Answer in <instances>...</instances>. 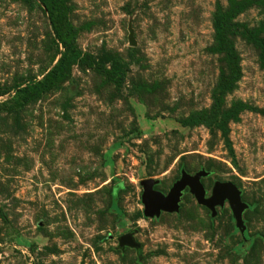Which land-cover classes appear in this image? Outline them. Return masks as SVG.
<instances>
[{
  "label": "rangeland",
  "instance_id": "374dc122",
  "mask_svg": "<svg viewBox=\"0 0 264 264\" xmlns=\"http://www.w3.org/2000/svg\"><path fill=\"white\" fill-rule=\"evenodd\" d=\"M238 1L59 0L76 49L115 55L124 78L76 63L21 102L16 87L62 46L39 0H0V264H264L260 49L228 31L238 78L215 123H180L207 113L229 75L214 21ZM245 1L229 27L264 38V0ZM182 170L206 172V196L215 181L236 185L250 244L227 202L211 216L188 187L177 211L144 216L140 180L166 194ZM125 233L138 247L119 245Z\"/></svg>",
  "mask_w": 264,
  "mask_h": 264
},
{
  "label": "trees",
  "instance_id": "16d2710c",
  "mask_svg": "<svg viewBox=\"0 0 264 264\" xmlns=\"http://www.w3.org/2000/svg\"><path fill=\"white\" fill-rule=\"evenodd\" d=\"M39 1L44 4L47 9V15L51 22L52 28L61 43L62 50L60 51V56L57 62L40 79L28 81L22 86L16 87L14 94L15 98L19 99L21 102H26L31 97L51 86L62 75V72L67 68V66L76 63L94 67L100 73L105 74L109 80H112L116 85H119L122 82L125 74L119 59L115 55L104 51L98 52L96 54H92L90 52L81 53L74 45L75 28L67 20V17L63 13V10L60 6L59 0ZM246 5L247 2L245 0L233 2L226 12L216 17L214 21L216 49L224 53L229 75L220 84L218 95L215 97L211 109L207 113L202 111L188 115L186 118L180 120L181 125H212L215 123L220 95L225 90L229 89L237 80V57L234 53L233 47L230 46L227 41L228 31L238 32L245 39L257 46L260 49L261 59L264 62V38L258 36L252 29L243 28L240 30L237 27L233 29L229 27V22L231 19ZM61 19L65 20V35H67L66 38L60 36L58 32L59 30L57 23ZM118 185L116 186V190L119 189L120 185ZM252 239L253 237H247L244 232V240H248L250 244Z\"/></svg>",
  "mask_w": 264,
  "mask_h": 264
},
{
  "label": "water",
  "instance_id": "95a60500",
  "mask_svg": "<svg viewBox=\"0 0 264 264\" xmlns=\"http://www.w3.org/2000/svg\"><path fill=\"white\" fill-rule=\"evenodd\" d=\"M129 41L132 44L134 43L131 35H129ZM205 174L204 170H199L194 174H189L182 170L179 179L173 183L166 194L153 187L157 183L156 179L146 178L140 180L144 216H158L161 211H177L182 191L185 187H188L196 202L206 206L210 210L211 216H214L216 213L215 207L222 206L224 200L227 199L235 226L244 238L245 225L242 212L247 205L241 200L240 190L230 181H215L210 195L206 196V191L200 181V178ZM118 243L121 246L126 244L138 247V243L132 238L130 233L122 234L119 237Z\"/></svg>",
  "mask_w": 264,
  "mask_h": 264
},
{
  "label": "bare ground",
  "instance_id": "6f19581e",
  "mask_svg": "<svg viewBox=\"0 0 264 264\" xmlns=\"http://www.w3.org/2000/svg\"><path fill=\"white\" fill-rule=\"evenodd\" d=\"M224 202H227V199H225ZM227 203H228V202H227Z\"/></svg>",
  "mask_w": 264,
  "mask_h": 264
}]
</instances>
